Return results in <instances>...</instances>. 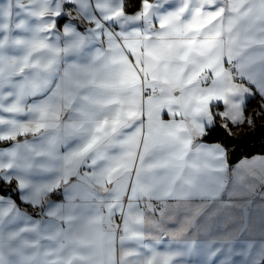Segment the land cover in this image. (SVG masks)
<instances>
[{"label": "snow or ice", "instance_id": "snow-or-ice-1", "mask_svg": "<svg viewBox=\"0 0 264 264\" xmlns=\"http://www.w3.org/2000/svg\"><path fill=\"white\" fill-rule=\"evenodd\" d=\"M257 95L264 0H0V264H264Z\"/></svg>", "mask_w": 264, "mask_h": 264}, {"label": "trees", "instance_id": "trees-1", "mask_svg": "<svg viewBox=\"0 0 264 264\" xmlns=\"http://www.w3.org/2000/svg\"><path fill=\"white\" fill-rule=\"evenodd\" d=\"M133 3L136 2V0H132ZM259 103V96L257 95L254 99H251L250 102L247 105V111L245 112L246 114L252 113L253 116V120H254V124L253 126L256 129H259L261 125H264V120H260L259 118H257L256 116V106ZM251 129H245L244 131L240 132L239 134H235L234 135H240L242 133H248L250 132ZM205 140L210 141V142H220L221 144H223L224 147H226V150L228 151V156H229V165L232 166V161L234 157H240L242 155L244 156H248V155H256V154H264V134L260 133L259 131H257V133L255 134V136L252 137L251 140L247 141L244 145L243 148L241 149V146L238 143L235 142H231L230 144L228 142L225 141L224 136L221 135H216L214 137H208ZM3 187H8V188H15V183L11 184V185H3ZM1 193L5 194V195H9L6 194L5 192H3L2 190H0ZM12 197H14L15 201L19 204L20 201L19 199H17V197L15 195H11ZM23 205V204H21Z\"/></svg>", "mask_w": 264, "mask_h": 264}, {"label": "crops", "instance_id": "crops-1", "mask_svg": "<svg viewBox=\"0 0 264 264\" xmlns=\"http://www.w3.org/2000/svg\"><path fill=\"white\" fill-rule=\"evenodd\" d=\"M24 2L26 3L27 0H24ZM64 10L65 11L72 12L73 15H75V9L72 8V7H69L68 5H65L64 6ZM69 22L70 21H69L68 18H65L63 21L58 20L57 21V29L62 30L63 25L64 24H67ZM78 30H81V29L78 28ZM246 86L252 88L251 84H247ZM252 91L255 92L256 91L255 88H252ZM220 110H222V109H220ZM245 115L246 116H249V115L251 116L250 113L249 114H246L245 113ZM162 119H164L165 121H168L170 119V117L167 116V115H163L162 116ZM248 128H249L248 126H243V127H240V128H234V129H232V131L235 134H239L240 132H242V131H244L245 129H248ZM18 139H20V140H23V139H31V137H20ZM204 142H206L208 144H220V145L223 146V144H221L220 142H210V141H207V140H205ZM12 143H13L12 141H3V142H0V149H6V148H8V147H10L12 145ZM256 155H261V154H256ZM253 156H255V155H253ZM231 167L232 166L229 165V168L230 169H231ZM261 192H264V187L257 186L256 191H255V194L252 195V196H250L248 198V199H250L252 201V209L254 210V214L257 215V216L259 215V212H260V205L262 203H264V201H262L261 198H260V193ZM0 197H3L4 199H9L10 198L13 201H15L14 197H12L11 195H5V194H3L1 192H0ZM52 199L56 200L59 203L65 202L62 198H59V197H52ZM15 203L21 208L22 211H28L29 214H31V209L28 207V205H26V204L21 205V204L17 203L16 201H15ZM77 203H79V201H77ZM169 203H175V201H169ZM196 203H199V201H196ZM116 222L118 223L119 221L117 220Z\"/></svg>", "mask_w": 264, "mask_h": 264}, {"label": "rangeland", "instance_id": "rangeland-1", "mask_svg": "<svg viewBox=\"0 0 264 264\" xmlns=\"http://www.w3.org/2000/svg\"><path fill=\"white\" fill-rule=\"evenodd\" d=\"M262 103H264V101H262V100L260 99V97H259V103H258V105L256 106V113H257V112L260 113V115H259V117H258L260 120H264V110H261V108H260V105H261ZM250 114H251V117L253 118L252 113H250ZM253 124H254V120H253Z\"/></svg>", "mask_w": 264, "mask_h": 264}]
</instances>
